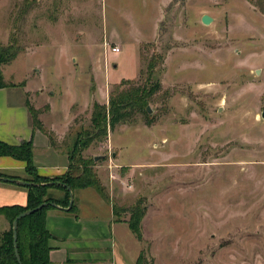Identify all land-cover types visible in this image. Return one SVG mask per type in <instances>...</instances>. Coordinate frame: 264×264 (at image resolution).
Returning <instances> with one entry per match:
<instances>
[{"label": "rangeland", "instance_id": "1", "mask_svg": "<svg viewBox=\"0 0 264 264\" xmlns=\"http://www.w3.org/2000/svg\"><path fill=\"white\" fill-rule=\"evenodd\" d=\"M13 42L5 76L47 91L60 131L77 104L73 134L163 57L154 123L138 115L109 131L121 150L108 135L82 160L105 157L94 168L110 204L146 206L143 241L120 236L150 264H264V0H0V45Z\"/></svg>", "mask_w": 264, "mask_h": 264}, {"label": "crops", "instance_id": "2", "mask_svg": "<svg viewBox=\"0 0 264 264\" xmlns=\"http://www.w3.org/2000/svg\"><path fill=\"white\" fill-rule=\"evenodd\" d=\"M3 77L8 87L0 88V141L11 146L33 142V161L38 174L44 178L64 176L69 171L70 165L67 141L70 140V136H77L80 133L78 131L73 134L76 124L72 111L77 104L69 112L70 123L60 131L50 119L56 106L47 97V91L32 89L31 80L25 82L8 80L4 69ZM27 103L39 111L38 118L45 130L53 135L55 145H52L48 133L34 128ZM109 136L107 148H118L113 136L111 134ZM121 155V151L115 152V161H121L120 165L126 167L128 164L123 163ZM26 166L24 161L6 156L0 157V173L14 179L22 181L28 179ZM28 194V187L1 181L0 208L27 206ZM50 194L54 199L59 200L65 196V192L58 189L51 190ZM73 199L75 211L51 208L46 213V228L52 234L49 243L52 247L49 262L51 264H138L142 246L137 241L133 250L127 241L121 238L120 226L128 229L129 226L128 223L117 221L113 203L110 204L92 188L76 191ZM131 234L134 235L132 231ZM134 237L137 239L135 235Z\"/></svg>", "mask_w": 264, "mask_h": 264}, {"label": "trees", "instance_id": "3", "mask_svg": "<svg viewBox=\"0 0 264 264\" xmlns=\"http://www.w3.org/2000/svg\"><path fill=\"white\" fill-rule=\"evenodd\" d=\"M20 52L21 49L16 47L14 42L10 43L9 46L0 45V88L8 87L5 77H3V67L12 64ZM163 63V57L159 54H154L149 62L146 71L147 78L143 84L122 89L124 84H129L127 81L123 82L121 86L115 87V90L110 94L108 105H100L98 102L93 104L90 128L92 130L78 134V140L69 152V171L62 177L44 178L38 174L33 161V142H24L18 146H11L0 141V157L6 156L24 161L27 165L28 175V179L25 181L34 184L32 187H28L27 206H2L0 208V217L4 216L5 220L10 224L8 230L0 233V264H20L16 258L13 232V223L20 213L33 210L44 203H56L65 209L70 205L71 193L74 194L80 189L87 188L96 190L103 199L110 202L107 190L101 183L97 170L94 168L96 165L95 157L82 160V154L95 142L107 141L109 131H113L120 125L136 123L137 116L140 114L145 115L148 125L154 123V118L150 116L147 109L151 105L152 98L162 89L161 83L154 79V75L156 68ZM27 105L32 115L34 128L48 133L38 118L39 111L31 104L27 103ZM48 134L52 145H55L53 135L51 133ZM1 177L14 179L4 173H0ZM53 189L65 192L64 198L61 200L54 199L50 194ZM51 208L53 207L49 205L19 221L17 245L22 264H51L49 255L52 247H50L49 243L52 239V234L46 228V213ZM75 209L76 206L73 205L70 211H75ZM113 209L114 214L118 217V222H122L121 217L123 214H129V218L124 222L128 223L129 229L134 233L137 240L142 242V222L147 214L146 206L138 203L125 209L113 205ZM138 260V264H150L144 252L140 254Z\"/></svg>", "mask_w": 264, "mask_h": 264}, {"label": "water", "instance_id": "4", "mask_svg": "<svg viewBox=\"0 0 264 264\" xmlns=\"http://www.w3.org/2000/svg\"><path fill=\"white\" fill-rule=\"evenodd\" d=\"M202 23L209 26L211 25V23L214 21L213 18H211L209 15H204L201 19ZM148 112L149 114L152 113V110L150 107H148ZM264 116V115H263ZM105 157L103 156H97L95 157V161H99V160H103ZM5 182V183H10V184H15V185H21V186H25V187H32L34 184L32 183H29V182H25V181H22V180H16V179H11V178H5V177H1L0 178V182ZM70 205L69 207H66L65 209L60 207L59 205H57L56 203H44L42 205H40L39 207L33 209V210H29V211H26V212H23V213H20L18 215V218L14 221L13 223V232H14V248H15V253H16V258H17V262L22 264L21 263V257H20V253H19V248H18V245H17V242H18V232H17V229H18V223L21 219L25 218V217H28L29 215H32L34 214L35 212L37 211H40L42 210L43 208H46L48 207L49 205H51L53 208H57V209H61V210H71L73 205H74V199H73V194L71 193L70 195Z\"/></svg>", "mask_w": 264, "mask_h": 264}, {"label": "built area", "instance_id": "5", "mask_svg": "<svg viewBox=\"0 0 264 264\" xmlns=\"http://www.w3.org/2000/svg\"><path fill=\"white\" fill-rule=\"evenodd\" d=\"M112 51H113L114 53H118L120 50H119L118 48L115 47V48L112 49ZM112 177H113V176H112Z\"/></svg>", "mask_w": 264, "mask_h": 264}]
</instances>
